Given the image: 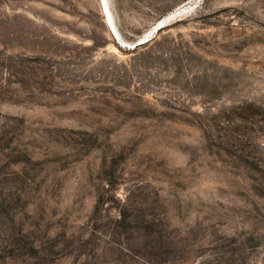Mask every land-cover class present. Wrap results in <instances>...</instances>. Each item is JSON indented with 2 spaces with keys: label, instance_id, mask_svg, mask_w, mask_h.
<instances>
[{
  "label": "rangeland",
  "instance_id": "374dc122",
  "mask_svg": "<svg viewBox=\"0 0 264 264\" xmlns=\"http://www.w3.org/2000/svg\"><path fill=\"white\" fill-rule=\"evenodd\" d=\"M186 1L108 2L134 42ZM109 24L102 0H0V264H135L116 201L175 238L162 264H264V0L136 49Z\"/></svg>",
  "mask_w": 264,
  "mask_h": 264
},
{
  "label": "trees",
  "instance_id": "16d2710c",
  "mask_svg": "<svg viewBox=\"0 0 264 264\" xmlns=\"http://www.w3.org/2000/svg\"><path fill=\"white\" fill-rule=\"evenodd\" d=\"M102 201V198L99 197L95 212L97 217L103 211ZM111 207L117 214L112 217L107 225L108 227L112 226L117 235L128 234V238H133L134 241L129 246H125L117 240L115 243L120 248L128 249L132 253V260L135 264H162L167 262L163 247L166 245L177 246L175 238L170 239L169 236H166L164 229L152 222V219L145 226L139 224L137 216L121 201H116V205H111ZM100 226H105V224L101 223ZM165 241L167 244H164Z\"/></svg>",
  "mask_w": 264,
  "mask_h": 264
},
{
  "label": "bare ground",
  "instance_id": "6f19581e",
  "mask_svg": "<svg viewBox=\"0 0 264 264\" xmlns=\"http://www.w3.org/2000/svg\"><path fill=\"white\" fill-rule=\"evenodd\" d=\"M103 2H105V10L108 14V21H109V25L112 26V31L114 33V35H119V31L117 29V24L115 23V16L114 13L112 11V8L109 5V0H102ZM203 0H188L183 4L178 5L176 8H174L172 11H170L165 17L164 19L160 20L159 22H157L156 24L153 25V27L145 34L144 37L140 38H152L154 37V35L159 31L160 27L162 25H165L170 19L173 18H178V17H182L188 13H192V11H194L195 9H197L200 4L202 3ZM104 5V4H103ZM118 31V32H117ZM118 37V36H117ZM119 40L121 42H123L121 36H119ZM139 40V39H138ZM126 42V41H125ZM126 44V43H125ZM123 42V46L128 48ZM129 49H132V47H129Z\"/></svg>",
  "mask_w": 264,
  "mask_h": 264
},
{
  "label": "water",
  "instance_id": "95a60500",
  "mask_svg": "<svg viewBox=\"0 0 264 264\" xmlns=\"http://www.w3.org/2000/svg\"><path fill=\"white\" fill-rule=\"evenodd\" d=\"M164 25H162V26H159L160 28L161 27H163ZM163 29V28H162ZM115 36H116V38H117V40H118V42L120 43V45L121 46H123L122 44H123V42H124V44L129 48V47H132V49H136V48H138V47H140V46H143V45H145V44H147V43H149L150 41H151V39L152 38H143V39H139V40H136V41H134V42H125V40L122 38V36L120 35V33H119V35H116L115 34ZM118 36V37H117ZM119 36H121V38H122V40H123V42H121L120 40H119ZM155 38V37H154ZM153 38V39H154ZM152 39V40H153Z\"/></svg>",
  "mask_w": 264,
  "mask_h": 264
}]
</instances>
